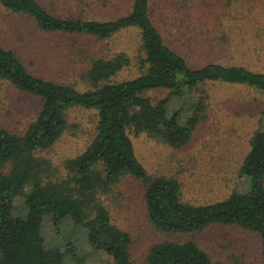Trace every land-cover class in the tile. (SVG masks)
Returning <instances> with one entry per match:
<instances>
[{
	"label": "trees",
	"instance_id": "obj_1",
	"mask_svg": "<svg viewBox=\"0 0 264 264\" xmlns=\"http://www.w3.org/2000/svg\"><path fill=\"white\" fill-rule=\"evenodd\" d=\"M0 5L29 16L46 33L107 40L136 29L140 38L135 76L114 79L131 65L125 49L108 57L91 56L82 90L33 74L16 51L0 42V79L40 99V109L22 133L0 126V264H64L65 255L73 252L71 242L63 238L65 250L58 243L46 246L43 225L50 220L59 233L66 218L86 230L90 247L110 257L107 264H131L130 234L112 222L104 202L123 176L144 184L146 212L158 231L192 235L212 225L237 226L258 237L264 264V129L253 132L239 166L246 187L199 204L182 200L176 178L150 177L129 134L145 133L180 148L206 116V96L194 94L200 86L224 82L264 92V71L237 63L235 49L223 60L216 52L206 55L196 43L187 45L182 31L175 37L176 29H182L172 22L164 27V36L152 20L153 0H132L128 13L105 19L60 17L37 0H0ZM189 52L199 53V61L190 63ZM162 91L165 96L153 97ZM73 107L96 111L95 133L81 153L63 161V174H58L41 152L62 136ZM17 198L24 208H17ZM144 264L218 262L188 239L153 244Z\"/></svg>",
	"mask_w": 264,
	"mask_h": 264
},
{
	"label": "rangeland",
	"instance_id": "obj_2",
	"mask_svg": "<svg viewBox=\"0 0 264 264\" xmlns=\"http://www.w3.org/2000/svg\"><path fill=\"white\" fill-rule=\"evenodd\" d=\"M37 1L60 17L96 19L124 15L132 5V0ZM153 11L152 20L164 36L167 33L164 27L168 28L172 22L174 27L180 25L182 29H176L175 37L182 31L187 45L196 43L203 47L201 50L207 52L206 55L214 57L216 52L223 60L228 59L225 54L228 50L235 49L238 53L233 55L237 60L233 56L229 59L252 70L264 71V0H153ZM0 42L16 51L33 74L69 83L81 90L87 88L82 73L91 56L108 57L125 49L131 65L114 79L120 81L137 74L140 38L136 29L122 31L107 40L46 33L29 16L10 12L0 5ZM166 42L172 45L169 38ZM221 43L224 44L221 46ZM189 53L190 63L199 61V53ZM165 94L166 91L157 92L153 97L158 99ZM194 94L206 96V116L197 123L182 147H171L145 133L130 131L129 134L136 156L150 177L176 178L182 200L199 204L222 199L231 191L246 187L245 179L239 175V166L249 149L253 132L264 129V92L242 85L207 82ZM39 109L38 97L21 93L0 79L1 127L22 133ZM96 120L93 109L73 107L67 111V128L62 136L41 152L52 161L58 174H63L65 159L86 148L94 136ZM143 191L142 181L123 176L104 199L112 222L130 234L131 264H144L147 251L157 242L188 239L196 241L218 264H261L258 237L237 226L217 224L192 235L158 231L148 218ZM22 202L21 198L16 199L17 208H24ZM58 230L59 233L52 222L46 220L43 236L46 246L58 243L64 250L63 238L71 242L73 252L65 255L64 264H107L110 261L106 253L90 247L86 230L68 218Z\"/></svg>",
	"mask_w": 264,
	"mask_h": 264
}]
</instances>
